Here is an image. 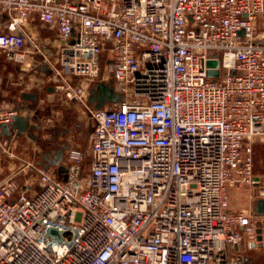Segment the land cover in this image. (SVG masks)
<instances>
[{"label": "built area", "instance_id": "2783aa9c", "mask_svg": "<svg viewBox=\"0 0 264 264\" xmlns=\"http://www.w3.org/2000/svg\"><path fill=\"white\" fill-rule=\"evenodd\" d=\"M262 16L264 0H0V58L47 61L92 123L86 150L63 147L67 181L34 161L0 180V264H250L240 250L264 218L231 211L228 192L264 197ZM100 82L123 99L96 109ZM20 111L0 107V125Z\"/></svg>", "mask_w": 264, "mask_h": 264}, {"label": "crops", "instance_id": "0c3cea01", "mask_svg": "<svg viewBox=\"0 0 264 264\" xmlns=\"http://www.w3.org/2000/svg\"><path fill=\"white\" fill-rule=\"evenodd\" d=\"M258 30L261 31L260 34L264 37V17L259 18L257 23ZM48 31H41L39 36V42L44 44V48L48 47ZM53 36V35H52ZM55 37V35L53 36ZM53 39V38H52ZM47 46V47H46ZM48 52V51H44ZM37 58H29L26 63L22 65H17L13 63L15 66H19V72L10 71L5 73L4 70L0 71V107H12L19 106L22 108L20 111V115L24 118H29L30 126H34L32 129V133H22L26 138H31L30 143L28 142L23 148L24 150L31 147L33 149V154L39 161L37 160L36 164L42 168L44 167V124L48 118L52 119V125L54 126L56 135L58 133L59 128L65 125V117L68 116V113L72 111L75 107L77 108V103L69 102L65 100L59 93H57L53 87L45 86L44 84V71L40 69L39 62ZM25 68V69H24ZM29 69V70H27ZM29 71V73H28ZM27 73V74H26ZM16 74L19 76L17 77ZM29 74V75H28ZM27 77V78H25ZM20 89H15L14 87H18ZM28 94H36L37 100H23L22 95ZM49 113H46V109H49ZM82 108V107H81ZM36 116V117H35ZM37 118V120H35ZM71 119V117H69ZM83 119V118H82ZM82 119L80 118L79 121ZM68 120V119H67ZM75 120V118H73ZM72 121V120H71ZM78 125V124H76ZM18 135L15 130H12V135ZM42 134V135H41ZM2 135H5L1 133ZM41 135V137H40ZM40 137V139H39ZM16 140V139H15ZM13 141L11 144V150L13 156L1 155L0 156V180L6 178L11 175L15 171L21 168L27 161V157L21 154V151L16 150V141ZM39 142H37V141ZM73 141L71 139L68 140L67 144L73 145ZM62 144L63 142H58ZM65 147V146H64ZM48 159L51 158L48 156ZM33 161V159H32ZM23 163V164H22ZM54 166H50L49 168H53ZM255 237L252 239L245 235V241L243 248H247L248 244L253 242ZM258 251H251L249 254L254 255L255 260L254 264H258L259 262L264 261V256L261 255V258H256V254ZM260 255V254H259ZM264 264V262H263Z\"/></svg>", "mask_w": 264, "mask_h": 264}, {"label": "rangeland", "instance_id": "374dc122", "mask_svg": "<svg viewBox=\"0 0 264 264\" xmlns=\"http://www.w3.org/2000/svg\"><path fill=\"white\" fill-rule=\"evenodd\" d=\"M264 17V16H263ZM259 31V30H258ZM261 31H259L260 33ZM37 61V60H36ZM39 63L43 64L48 70H44V84L45 86H50V82L48 81V77L52 75V70L49 69L50 64L47 61H43V59L38 60ZM54 62V61H53ZM25 69V68H24ZM4 70L5 73H8L10 71H16L15 73L19 72V66L13 65L12 62H7L4 58H0V71ZM29 70V69H27ZM30 71V70H29ZM28 71V73H29ZM27 74V73H26ZM29 75V74H28ZM17 77H19L16 74ZM103 77V76H101ZM27 78V77H25ZM111 79L108 78V81ZM107 81V80H106ZM52 87V85H51ZM93 87V86H92ZM15 89H20L18 87H14ZM72 111L65 112L70 113L68 116L65 117V125L64 128L60 127L58 130L59 135H56L54 126L51 123L47 124V127L44 129V157H48V152H55L56 146L59 145L58 142H63L62 145L67 144L68 140L71 139L73 142V146H80L82 150H86L87 142H88V136L92 130V123L89 120V116L87 115V112L85 109L81 108L79 104L76 105ZM92 108V106H90ZM49 109H46V113H49ZM71 117V119L69 118ZM75 118V120H73ZM82 119V121L79 119ZM50 119V118H48ZM47 119V120H48ZM68 119V120H67ZM47 120L45 124L47 123ZM72 120V121H71ZM78 124V125H76ZM42 135V134H41ZM40 135V137H41ZM39 137V139H40ZM32 140L31 138H26L22 134H18L16 136V150L21 151L22 155L28 156L27 161H33L36 163L37 159L35 155L33 154V149L31 147L24 150V146ZM41 140V139H40ZM37 141V140H36ZM39 142V141H37ZM54 144V145H53ZM56 145V146H55ZM58 149H61L58 148ZM23 164V163H22ZM89 164V160L86 157L84 162V169L87 170ZM40 168V167H39ZM253 172L255 175L261 176L264 178V139L257 140L253 143ZM36 172L28 171V174L20 173L17 176V180L20 184H24L27 179L30 177L33 179L35 178ZM228 197L230 201V209L233 212L236 213H249L251 215L253 214L252 206L256 199L261 198L259 194V189L254 188L252 186H249L247 184L242 185H236L229 189ZM261 258V256L259 257ZM264 261L259 262L258 264H263Z\"/></svg>", "mask_w": 264, "mask_h": 264}, {"label": "water", "instance_id": "95a60500", "mask_svg": "<svg viewBox=\"0 0 264 264\" xmlns=\"http://www.w3.org/2000/svg\"><path fill=\"white\" fill-rule=\"evenodd\" d=\"M208 65L210 67L215 68V70L209 71V76L211 77H217L219 75V61L218 60H211L208 62ZM23 100H30V101H36L37 95L36 94H28L25 93L22 95ZM123 97L116 93L113 87L112 83L109 82H100L97 84L96 87L91 89V94L89 98V102L94 104V107L96 109L103 108L107 103H114L118 102ZM37 120V118H35ZM34 126H30L29 124V118H24L20 114H17L14 117L13 123L11 125H0V129L3 134H5L8 137L12 136V130H15L17 134L22 133H32V129ZM57 155L55 158H52V160L48 159V157H44V167L47 169L50 166L57 167L58 175L62 177L63 172L66 170L61 165V161L63 159L64 149H57L56 151ZM50 155V152H48ZM63 181H67V176H63ZM253 214L256 217L264 218V197L258 198L255 200L253 206H252ZM48 234L50 236H55L58 238H61L60 232H58L55 229H50L48 231ZM251 251H258L259 253L256 254V258L258 259L261 255L264 256V222H259L256 225L255 230V239L253 242L248 244L247 248H241L240 253L243 255L244 258H246L250 264H254L255 257L252 254H249ZM260 254V255H259Z\"/></svg>", "mask_w": 264, "mask_h": 264}, {"label": "flooded vegetation", "instance_id": "af4514ba", "mask_svg": "<svg viewBox=\"0 0 264 264\" xmlns=\"http://www.w3.org/2000/svg\"><path fill=\"white\" fill-rule=\"evenodd\" d=\"M54 145V144H53ZM56 146V145H55ZM65 145H62V144H59L58 146H56V148H60L61 147V149H63V147H64Z\"/></svg>", "mask_w": 264, "mask_h": 264}]
</instances>
